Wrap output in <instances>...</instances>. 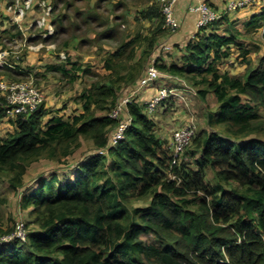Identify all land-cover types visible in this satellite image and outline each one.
<instances>
[{
	"label": "trees",
	"instance_id": "obj_1",
	"mask_svg": "<svg viewBox=\"0 0 264 264\" xmlns=\"http://www.w3.org/2000/svg\"><path fill=\"white\" fill-rule=\"evenodd\" d=\"M50 1L54 9L65 3ZM151 1L137 19L156 26L149 35L137 32L122 41L114 55L129 51L126 57H134L142 39L153 50L159 36L170 34L160 0ZM65 18L57 14L56 33L66 32ZM224 18L195 31L180 63H155L197 87L202 99L212 92L217 101L216 110L207 114L211 130L196 133L177 157L167 140L157 136L153 115L138 98L126 105L131 122L124 139L109 147L107 156L97 154L116 124L108 115L123 96L115 83L134 81L137 75L131 72L83 89L78 96L82 112L68 116L43 101L29 113L10 115L0 89V122L8 118L14 127L0 135V180L6 172L8 185L21 191L20 207L32 216L23 219L26 241L0 246V264H264V55L252 65L249 50L237 39L240 32H218ZM263 21L264 7L246 26L255 31ZM233 54L245 64L241 75L222 69ZM106 67L112 64L107 61ZM46 68L77 78L62 64ZM21 70L7 64L0 69L14 80L26 77ZM80 136L89 137L92 148L76 167L63 177L53 171L34 179V185L24 184L33 161L46 156L60 162L80 147ZM214 172L234 184L230 190L220 182L209 185L207 175ZM145 196H150L145 206L130 209L125 204ZM28 224L34 227L28 229ZM148 233L163 244L145 243L141 235Z\"/></svg>",
	"mask_w": 264,
	"mask_h": 264
},
{
	"label": "rangeland",
	"instance_id": "obj_2",
	"mask_svg": "<svg viewBox=\"0 0 264 264\" xmlns=\"http://www.w3.org/2000/svg\"><path fill=\"white\" fill-rule=\"evenodd\" d=\"M41 1L43 0H34L33 5L25 10L27 12L24 16L19 17L13 0H0V69L6 65L4 63L6 61L7 65L17 66L22 69L21 71H26L27 74L24 78L34 79L42 91L45 105L51 109L53 104L64 115L82 112L78 96L83 89L90 87L95 81L106 82L131 72L137 75L134 81L126 83L125 80H120L115 83L119 94L124 96L131 94L138 83L139 74L143 67L150 62V59L155 58V63L156 61L160 63L163 62L160 59L161 55H170V51L161 53L159 50L156 51L155 47L149 51L144 39L135 44L134 57H126L129 51L122 52L121 56L114 55L122 41H128L135 37L137 32L143 36L149 35L152 27L156 26L155 22L137 19L138 11L148 6L152 2L151 0H65V3L57 9L53 8L50 0H45L51 6L47 23L51 24L53 29L51 34L45 36L43 35L45 29L37 25L36 22L44 11L43 6L39 4ZM117 2L121 4L118 5ZM58 13L66 14L63 24L67 28L66 32H55L56 26L53 25V22ZM90 14L93 18L87 20L86 18ZM257 32L255 30L251 34L249 32L246 36H242L252 39L255 37L256 43L252 44V52L248 56L252 65L258 61L260 56L264 55V40ZM163 34H166L165 29ZM141 49H147L148 52L145 51L142 57L137 59ZM169 49L170 47L165 51ZM31 50L39 52L37 59L32 63L27 59L32 53ZM155 51L156 53H154ZM62 54L64 57L61 56ZM107 61L112 64V68L106 67ZM14 62H18L19 65ZM72 63H75V67L79 68L73 70ZM51 64L64 65L70 73H75L77 78L73 81L69 75L65 76L59 71L48 70L46 66ZM227 65L229 71H233L236 66L240 68L236 61L228 62ZM83 69L88 72H83ZM158 71L163 72L159 68ZM0 79L14 80L11 75L8 76L2 71H0ZM185 81L187 90L191 88L197 92V87L186 79ZM162 83L167 89L174 87L173 82H168L160 77L157 84ZM176 92L178 93L174 89L172 94L166 97L154 111L153 119L158 133L165 139H170L175 129L192 123L196 133L206 135L211 130L207 125V114L215 109L213 96L208 95L202 99L199 95L198 97L188 91H183V95L176 94ZM143 94L144 92L140 93L138 97L143 99L147 96L148 99L150 96L143 97ZM262 115H264V110ZM202 126L203 129L200 128ZM13 128L10 120L5 118L0 122V135L6 136L13 131ZM219 128L217 126L214 129ZM78 142L80 147L76 149L78 150L76 154L65 155L60 162L46 156L33 161L23 177L24 184L28 185L32 182L31 185H34V179L47 176L54 170L59 172L67 166L75 164L82 152L92 147L89 137L80 136ZM216 173L207 175L209 185L220 182L225 190H230L234 184L221 180ZM1 175L3 176L0 180V196L3 198V202L0 203V234L12 229L17 217L20 216L27 222L32 217L28 209L20 207V199L16 190L6 182L8 174L4 172ZM149 199L150 196L130 198L125 204L131 209L136 206H145ZM31 227L34 226L28 224V229ZM141 238L145 243L163 244L150 233L142 234Z\"/></svg>",
	"mask_w": 264,
	"mask_h": 264
},
{
	"label": "built area",
	"instance_id": "obj_3",
	"mask_svg": "<svg viewBox=\"0 0 264 264\" xmlns=\"http://www.w3.org/2000/svg\"><path fill=\"white\" fill-rule=\"evenodd\" d=\"M178 0H160L161 11L164 15L165 25L170 33H175L179 29V21L175 15L174 5ZM189 8L198 14L196 19V30L222 16L229 10L241 7L251 0H232L226 4L225 11L222 13L215 11L206 0H188ZM34 0H13L16 13L19 17L24 16L33 5ZM43 6L44 11L37 19V25L42 26L44 36L53 32L52 25L47 23L50 14L51 6L45 0L39 3ZM257 31L261 38L264 39V21L259 25ZM163 48H169V45L164 44ZM64 57V55H61ZM160 72L155 66V58H151L150 62L145 65V70L138 83L131 91V94L123 95L118 99L115 105L110 109L108 115L116 120L114 129L109 135L108 144L97 150V154L106 155L109 147L115 146L120 143L124 137L126 130L131 122V116L127 111L126 105L133 98H138V91L155 81ZM0 89L6 93L7 101L10 105L9 114L16 113H29L36 109L43 101L42 91L35 84L34 79L31 77L22 78L19 80H6L0 79ZM174 89H167L160 87L155 94L146 100H140L145 103L144 110L148 115H153L156 107L172 94ZM196 134L195 126L191 124H184L172 132L171 138L167 139V147L171 150L173 156L177 157L183 153L185 148L191 143ZM175 178L174 175H171ZM27 228L22 217H17L15 225L12 230L0 234V246L11 243L13 241H26Z\"/></svg>",
	"mask_w": 264,
	"mask_h": 264
},
{
	"label": "crops",
	"instance_id": "obj_4",
	"mask_svg": "<svg viewBox=\"0 0 264 264\" xmlns=\"http://www.w3.org/2000/svg\"><path fill=\"white\" fill-rule=\"evenodd\" d=\"M206 1L210 4V6L215 11L222 13L223 11H225L226 4L232 0H206ZM189 4L190 3L188 0H178L175 3L174 11H175V15L179 21V29L175 33H170V34L160 38L157 45L155 46V50L156 51L159 50L161 53H166V52L170 51V55H168V54L161 55L160 59L165 64H169L170 62L180 63L181 57L184 53V46L195 34V31H196L195 23H196V19L198 17V14L189 8ZM263 7H264V0H251L249 3H247L241 7H238L236 9H232V10H229L228 12H225L223 14V15H225V18L221 21L222 23L219 24L218 32L219 33H233V31H238L240 33H243L240 36H238L237 39H238L239 43H242V45L249 50L248 56H250V54L252 52L251 46L253 43H256V41L254 40L255 37H253V39H252L250 37H242V36H246L249 32H250L249 34L253 33V30L249 31L248 27L246 26V21L252 16V14L260 12L263 9ZM257 34H259V33L257 32ZM164 44L169 45L170 49L165 51L166 49L163 48ZM156 51L154 53H156ZM30 52H32V53L29 57H27V59L29 60V62L32 63L35 61V59H37L39 52H38V50H31ZM156 55H159V54H156ZM235 56L236 55L233 54L229 59H227L223 63L222 69L229 71L227 63L228 62L231 63L233 61H236L237 63H239V67L241 69L236 66L237 68L235 67L233 69V71L230 70L229 72L232 75H241L245 71V64L243 62H240L241 61L240 58L236 59ZM4 63L7 64L6 61ZM14 63L16 65H19L18 62H14ZM10 66H12V65H10ZM160 77L162 79H165L168 82L174 83L173 89H176L178 91V93L176 92V94L183 95V93H182L183 91H188V92H191V93L195 94L196 96H198V94H197V92H195V90H193L191 88H190V90H187V83L182 77H179L177 75H173L170 73H166L164 71L160 72L158 78L155 81H153V82L149 83L148 85H146L145 87L141 88L138 91V96L140 95V93L144 92L145 95L143 94V97L146 95H150L149 97H151L153 94L156 93V91L160 87H164L165 84H163V83L157 84V81L159 80ZM152 91H154V92H152ZM208 95L213 96V98H214L213 104L215 105L214 110H216L217 101H216L215 95L212 92H208L206 97ZM139 99H140V97H139ZM146 99H147V96L144 97L143 99H140V100L143 101ZM51 109L54 111L57 110L53 106V104L51 106ZM59 114H62V113H60V111H59ZM65 116H68V115H65ZM200 128L203 129L204 127L202 126ZM155 132H156L157 136L161 137L162 139H165V137L163 135L158 133L156 126H155ZM165 140H167V139H165ZM91 148L87 149L85 152H82L80 157L77 158V161L75 164L69 165V166H67V168L59 171L60 177H63L64 174L69 169L76 167L78 162L80 160L84 159V157H86L90 153ZM77 151L78 150L74 151V153L72 155H75ZM51 172H53V171H51ZM54 172H57V171L54 170ZM16 193L18 195V198L20 199V196H21L20 195L21 194L20 189H18L16 191Z\"/></svg>",
	"mask_w": 264,
	"mask_h": 264
}]
</instances>
